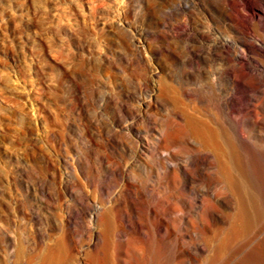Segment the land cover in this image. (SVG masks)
I'll list each match as a JSON object with an SVG mask.
<instances>
[{
	"label": "rangeland",
	"instance_id": "374dc122",
	"mask_svg": "<svg viewBox=\"0 0 264 264\" xmlns=\"http://www.w3.org/2000/svg\"><path fill=\"white\" fill-rule=\"evenodd\" d=\"M250 12L264 13V0H0V264H90L118 231L117 264L245 263L264 240V54L246 52L255 73L235 72L253 142L232 154L240 198L219 193L189 140L160 134L164 105L204 119L194 96L226 119L222 98L195 84L186 98L176 79L208 64L214 38L234 37L237 51L236 26L264 42V19Z\"/></svg>",
	"mask_w": 264,
	"mask_h": 264
},
{
	"label": "bare ground",
	"instance_id": "6f19581e",
	"mask_svg": "<svg viewBox=\"0 0 264 264\" xmlns=\"http://www.w3.org/2000/svg\"><path fill=\"white\" fill-rule=\"evenodd\" d=\"M235 5H240V2H236ZM250 14L252 16H259L261 20L264 19V13L259 15L250 12ZM231 18L232 16H230V20H232ZM185 24L184 26H175L173 28L174 32L177 35L180 33H185L187 28ZM218 27L219 26L217 25V28ZM235 30L236 33L242 36L240 44L241 47L237 49V51L230 50V46L234 42V37L220 36L214 38L211 40L209 53H207V55L203 58L208 64L206 66H198L196 72L193 75L191 72H185L176 79V83L179 86L181 94H183L186 98H192L194 96L195 89L190 87L193 84H195L202 92L209 90L212 95L222 98L220 109L225 113L226 119H223L222 116V118L217 119L211 114L206 113L208 112L207 110L209 107L213 106L215 109H217V107L214 106L215 102L213 103V100H211L210 97L194 96L193 98H195L196 102L202 107L200 110L204 119L193 120L191 118H187L179 111L172 109L169 105H164L163 108L167 111L168 117L165 128L160 134V139L163 142L176 140L179 135L189 140L194 146L192 150V156L195 157L197 163L202 164L204 162L206 163L207 167L212 170V173L219 184V193L223 194L225 197H233L234 200L236 197L240 198L243 191L241 181L236 178V172L232 165V154L234 150L240 154L241 150L243 151V149H247L245 148L246 145H244L246 141L249 143V145L253 143L247 129H243L239 125V119L241 116L238 115L240 109H238L237 105V89L235 86L238 78L235 72L241 71L245 74L255 73V69L258 68V65L250 63V57H248L246 52H250L251 54H264V42L261 39L255 37L240 27L236 26ZM199 39L202 42L204 36L201 35ZM198 57L200 58L201 55L198 54ZM218 60L230 63L229 68L217 66L216 64ZM260 65L264 68V64ZM225 79H228L227 81L230 83L229 91H225L222 88V83ZM222 122L229 127L231 133L234 135L232 139L239 143L238 148H233L232 144L230 143L231 141H229L226 136V131L223 129L224 126ZM181 149L184 148L182 147ZM249 158L250 161L248 162V166L250 167V173L251 176H254V179L256 180V175L258 172L253 162L254 158H252L251 154ZM171 174L174 175L175 172L172 171ZM258 179L260 178L258 177ZM257 182L259 183L260 191L264 189L263 185H261L262 182L260 184V182L256 180V183ZM261 196L262 201H260V204L264 205V193H262ZM117 199L119 201L118 203H120L122 198L120 195H118L115 201ZM235 203L237 205V202ZM204 204L206 207L208 206L207 216L209 210H217L216 204L208 199L205 200ZM94 210L96 212H93L92 217L96 222L101 218L97 213V207ZM207 216L205 214V216L202 218L209 227L211 225V220H209ZM106 219L109 228L111 225V219L109 218V215H107ZM94 234L96 235L95 232ZM102 248L103 249L99 248L98 246L93 248V251L88 256L89 263L94 264V259L96 256L103 252L104 257L105 254L107 256H111L113 261L112 263L117 264V260L119 259L121 251L119 231L117 234H115L114 239H105L103 241ZM55 262L56 264H61L60 259ZM99 262L101 263L102 261ZM251 262H255V264H264V240L256 250H253L252 253L248 254V256L245 258L244 264Z\"/></svg>",
	"mask_w": 264,
	"mask_h": 264
}]
</instances>
